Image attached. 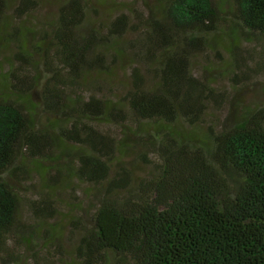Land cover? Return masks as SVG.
<instances>
[{
	"label": "trees",
	"instance_id": "1",
	"mask_svg": "<svg viewBox=\"0 0 264 264\" xmlns=\"http://www.w3.org/2000/svg\"><path fill=\"white\" fill-rule=\"evenodd\" d=\"M84 2L63 0L47 26L5 33L0 0V49L13 48L20 69L0 80V264H264V106L237 87L219 124L198 132L222 94L190 68L217 42L243 62L241 40L264 39V0L145 2L141 36L127 45L129 14L84 24ZM129 50L143 64L124 95L136 128L116 101L83 95L90 74ZM111 122L120 136L100 127ZM132 144L157 161L143 156L153 172L115 196L131 179L121 166L107 179L110 161ZM71 177L107 186L65 219L51 194Z\"/></svg>",
	"mask_w": 264,
	"mask_h": 264
},
{
	"label": "rangeland",
	"instance_id": "2",
	"mask_svg": "<svg viewBox=\"0 0 264 264\" xmlns=\"http://www.w3.org/2000/svg\"><path fill=\"white\" fill-rule=\"evenodd\" d=\"M62 1L28 0L30 2L28 3L27 0H7L4 32L11 33L13 29L22 30L23 25L33 29L47 26L56 19ZM145 2L151 4L153 0H85L83 23L98 21L101 24H106L118 13L126 12L129 14L132 26L118 41L127 45L128 42H131L130 40H135L141 36L139 30H137V24L147 16ZM228 6L226 4L225 8H228ZM23 9L25 10L24 14L21 13ZM223 16L225 17V23H227V16L225 14ZM225 23L221 22L220 28ZM214 45V48L196 55L190 66L194 74L201 75L205 80L211 81L215 91L222 94L212 103L208 112L202 116L200 124L195 127L198 132H207L208 128L219 124L221 117L226 113L225 98L231 93H235L237 87H239L240 95L247 102L264 106V39L247 38V40H241L237 51L238 56L243 59L241 63L235 60V56L225 46L218 42ZM14 52L13 48L1 47L0 80L3 77L2 75L8 72L12 74L20 71ZM138 65L143 66L137 61L136 55L132 54L130 50L125 51L122 55L115 57L112 64L110 63L107 74H90L85 80L88 85L83 92L85 97L92 94L116 101L124 111V123L130 128H136V120L131 112L127 110L124 95L131 86L130 73L132 67ZM156 79L152 71L145 73L146 85L152 86ZM36 117L38 122L45 123L46 114L44 116L38 109L36 110ZM100 127L111 136H120L119 126L113 122L100 125ZM181 127L184 130H190L189 124L186 122ZM67 146L75 150L86 149V147L76 144H67ZM144 152L146 151L142 145L132 144L125 155L116 152L118 159L115 155L112 156L107 179L117 176V166L125 168L131 179L130 188L116 192L115 196L122 197L130 194V191L136 190V185L141 177L149 176L153 172V163L144 164L141 158L144 156L153 161H157V159L155 155H149L148 153L143 155ZM106 186V181L99 185H93L77 177H71L66 181L62 180L58 187L52 190L51 194L55 198L59 217L65 219L70 216L77 217L83 213V209L88 210L94 204L98 194L105 192ZM38 188H42L41 183H38Z\"/></svg>",
	"mask_w": 264,
	"mask_h": 264
}]
</instances>
